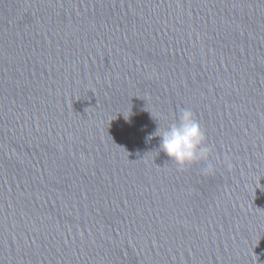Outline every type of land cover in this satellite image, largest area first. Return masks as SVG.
Segmentation results:
<instances>
[{
	"label": "water",
	"instance_id": "obj_1",
	"mask_svg": "<svg viewBox=\"0 0 264 264\" xmlns=\"http://www.w3.org/2000/svg\"><path fill=\"white\" fill-rule=\"evenodd\" d=\"M0 264H264V0H0Z\"/></svg>",
	"mask_w": 264,
	"mask_h": 264
},
{
	"label": "clouds",
	"instance_id": "obj_2",
	"mask_svg": "<svg viewBox=\"0 0 264 264\" xmlns=\"http://www.w3.org/2000/svg\"><path fill=\"white\" fill-rule=\"evenodd\" d=\"M153 135L161 138L159 149L174 161L181 170L186 165L203 161L206 166L201 170L202 174L205 176L215 174L216 166L210 159L212 149L205 144L206 135L190 109H183L178 122L172 123L162 132L157 129L148 139H151ZM224 163L228 169L232 168V162L227 157Z\"/></svg>",
	"mask_w": 264,
	"mask_h": 264
}]
</instances>
